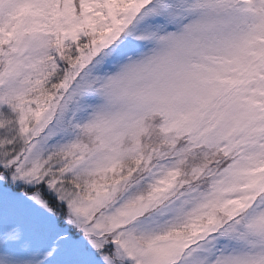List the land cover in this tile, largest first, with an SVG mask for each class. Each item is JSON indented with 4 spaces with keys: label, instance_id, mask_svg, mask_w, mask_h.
<instances>
[{
    "label": "rangeland",
    "instance_id": "rangeland-1",
    "mask_svg": "<svg viewBox=\"0 0 264 264\" xmlns=\"http://www.w3.org/2000/svg\"><path fill=\"white\" fill-rule=\"evenodd\" d=\"M0 264H264V0H0Z\"/></svg>",
    "mask_w": 264,
    "mask_h": 264
},
{
    "label": "trees",
    "instance_id": "trees-1",
    "mask_svg": "<svg viewBox=\"0 0 264 264\" xmlns=\"http://www.w3.org/2000/svg\"><path fill=\"white\" fill-rule=\"evenodd\" d=\"M44 196V195H43Z\"/></svg>",
    "mask_w": 264,
    "mask_h": 264
}]
</instances>
